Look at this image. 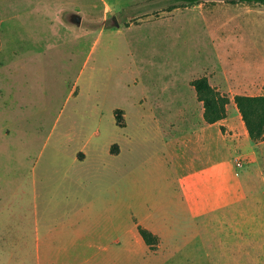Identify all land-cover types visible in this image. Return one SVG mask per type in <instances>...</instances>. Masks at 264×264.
I'll return each instance as SVG.
<instances>
[{
    "label": "rangeland",
    "instance_id": "374dc122",
    "mask_svg": "<svg viewBox=\"0 0 264 264\" xmlns=\"http://www.w3.org/2000/svg\"><path fill=\"white\" fill-rule=\"evenodd\" d=\"M154 1L0 0V264L96 244L120 264L241 263L210 190L250 165L235 96L263 93L264 4L127 13ZM200 77L229 98L217 140L198 129Z\"/></svg>",
    "mask_w": 264,
    "mask_h": 264
},
{
    "label": "crops",
    "instance_id": "0c3cea01",
    "mask_svg": "<svg viewBox=\"0 0 264 264\" xmlns=\"http://www.w3.org/2000/svg\"><path fill=\"white\" fill-rule=\"evenodd\" d=\"M236 116L238 117L239 114ZM221 121L220 126H226L224 123L226 118ZM198 129L202 135L207 133L211 135L213 131L217 140V123H204V127H198ZM230 132V129H226L227 134L230 135ZM241 137L251 152L249 155L250 165L242 173L222 175L225 176L226 180L210 190L211 204L215 207V209H211V220L220 222L226 227L228 243L231 240L233 259L241 261L240 264H264V140H251L246 129L242 130ZM212 164L216 169L218 162L216 160L211 161L210 170ZM193 170L198 171L195 167ZM223 208L226 209L225 217L219 216V211ZM53 232L51 237L57 243L66 245L71 241V237L64 236L61 231L55 232L53 229ZM118 241L113 237L111 243L115 244ZM93 247L99 252H92L89 255L79 257L61 254L62 256L58 258L61 262H58L57 257H52L49 264H120L121 260L132 258L131 255L123 256L122 253L109 252V250L102 251L98 244ZM107 248L109 247L107 246Z\"/></svg>",
    "mask_w": 264,
    "mask_h": 264
},
{
    "label": "trees",
    "instance_id": "16d2710c",
    "mask_svg": "<svg viewBox=\"0 0 264 264\" xmlns=\"http://www.w3.org/2000/svg\"><path fill=\"white\" fill-rule=\"evenodd\" d=\"M202 0H158L152 3H147L143 7L135 8L134 11L127 12L133 19H137L142 15H146L148 7L166 6V10L186 6L195 5ZM231 4L237 3H255L264 4V0H226ZM196 96L203 104V119L208 124L216 123L227 117V105L229 98L212 87L206 77L194 79L191 82ZM235 104L241 116L242 122L247 130L249 138L253 141L264 140V89L262 95L247 96L236 95ZM222 130V128H221ZM138 231L146 244L150 243V238L153 236L151 232L143 227L138 226Z\"/></svg>",
    "mask_w": 264,
    "mask_h": 264
},
{
    "label": "water",
    "instance_id": "95a60500",
    "mask_svg": "<svg viewBox=\"0 0 264 264\" xmlns=\"http://www.w3.org/2000/svg\"><path fill=\"white\" fill-rule=\"evenodd\" d=\"M113 20L115 21L114 25L115 26H119V23H118V21L116 20L115 17H113ZM70 21L73 22V23L79 24L81 19H80V17L78 15L72 14L70 16Z\"/></svg>",
    "mask_w": 264,
    "mask_h": 264
}]
</instances>
